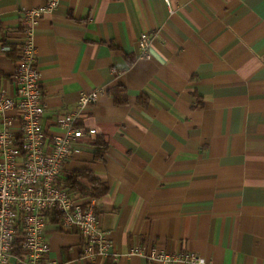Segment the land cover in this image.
<instances>
[{
	"label": "crops",
	"instance_id": "0c3cea01",
	"mask_svg": "<svg viewBox=\"0 0 264 264\" xmlns=\"http://www.w3.org/2000/svg\"><path fill=\"white\" fill-rule=\"evenodd\" d=\"M46 1L0 0L17 50L25 10ZM170 1L61 0L35 26L47 143L83 93L101 91L76 122L96 132L61 181L86 168L107 185L94 199L108 255L84 259L82 235L50 222L59 264H156L130 254L137 246L264 264V0ZM144 32L150 59L140 56ZM9 54L0 53V90L14 95L18 51ZM7 117L18 135L20 113ZM98 136L108 143L102 159ZM19 254L7 264H21Z\"/></svg>",
	"mask_w": 264,
	"mask_h": 264
},
{
	"label": "built area",
	"instance_id": "2783aa9c",
	"mask_svg": "<svg viewBox=\"0 0 264 264\" xmlns=\"http://www.w3.org/2000/svg\"><path fill=\"white\" fill-rule=\"evenodd\" d=\"M60 1L47 0L44 5L25 10L23 40L18 50L6 38L0 21V53L18 51L12 75L15 93L0 90V264L9 263L17 249H21L17 256L21 264H59L50 259V245L45 238L50 219L57 213L61 217L58 225L76 229L82 235L84 259L108 255L109 241L100 231L95 199L85 202L74 197L61 181L66 161L79 152L78 145L84 138L96 132L76 122L97 102L101 91L83 93L76 107L59 119L64 133L49 143L42 126L45 101L33 33L39 19L56 9ZM151 43L152 35L142 33L138 39L141 57L151 58ZM12 110L20 113L18 135L11 131L12 119L7 117ZM130 254L144 256L156 264H210L194 251H147L137 246Z\"/></svg>",
	"mask_w": 264,
	"mask_h": 264
},
{
	"label": "trees",
	"instance_id": "16d2710c",
	"mask_svg": "<svg viewBox=\"0 0 264 264\" xmlns=\"http://www.w3.org/2000/svg\"><path fill=\"white\" fill-rule=\"evenodd\" d=\"M15 53L16 51H13L9 55L14 56ZM93 144L96 148L95 159H102L108 146L107 141L103 137L98 136L94 138ZM63 184L72 192L73 196H78L77 198L86 199L87 201L103 196L108 190L107 185L97 178L92 170L86 168L73 170ZM60 218V214L57 213V216L50 219V221L58 224ZM17 243L19 245L20 239Z\"/></svg>",
	"mask_w": 264,
	"mask_h": 264
}]
</instances>
